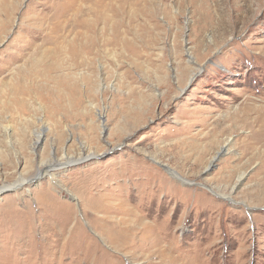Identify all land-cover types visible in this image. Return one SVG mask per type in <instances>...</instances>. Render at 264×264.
<instances>
[{"label":"rangeland","instance_id":"374dc122","mask_svg":"<svg viewBox=\"0 0 264 264\" xmlns=\"http://www.w3.org/2000/svg\"><path fill=\"white\" fill-rule=\"evenodd\" d=\"M0 264H264V0H0Z\"/></svg>","mask_w":264,"mask_h":264},{"label":"bare ground","instance_id":"6f19581e","mask_svg":"<svg viewBox=\"0 0 264 264\" xmlns=\"http://www.w3.org/2000/svg\"><path fill=\"white\" fill-rule=\"evenodd\" d=\"M40 139H41L40 137H37V141H38V143H39ZM36 143H37V142H36ZM36 143H35V144H36ZM71 161H73V160H70V158H69V159L67 158L66 161L58 162V163H54V164H51V165H49V166H47V167L45 166L42 170H38L36 176L41 177V176H43V175H47V176L53 178L54 173H53L52 171L55 172V170H57L58 168L63 167L64 165L69 164ZM31 181H32V180H28L27 178H22V177H20V179L17 180L16 182L11 183V184H8V185H4V186H2V187H3V188H5V187H7V188H8V187H10V188H16V187L23 186V185H25V184H30ZM2 187H1V188H2Z\"/></svg>","mask_w":264,"mask_h":264}]
</instances>
